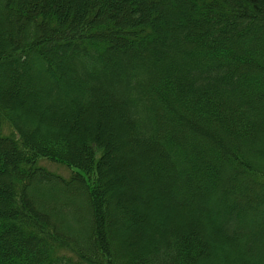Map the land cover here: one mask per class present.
Here are the masks:
<instances>
[{
    "label": "trees",
    "instance_id": "16d2710c",
    "mask_svg": "<svg viewBox=\"0 0 264 264\" xmlns=\"http://www.w3.org/2000/svg\"><path fill=\"white\" fill-rule=\"evenodd\" d=\"M0 264H264V0H0Z\"/></svg>",
    "mask_w": 264,
    "mask_h": 264
},
{
    "label": "rangeland",
    "instance_id": "374dc122",
    "mask_svg": "<svg viewBox=\"0 0 264 264\" xmlns=\"http://www.w3.org/2000/svg\"><path fill=\"white\" fill-rule=\"evenodd\" d=\"M4 132L8 133V134L11 133V129L9 128V126H6L4 128ZM39 165L47 168L48 170H50L52 172L57 173V174H59V175H61L63 177H66V178L70 177L72 172H73V170H71L67 166H64L62 164L53 163V162H51L49 160L42 159V160L39 161ZM127 171L129 172V173H126V178L128 180H130L131 176H137L138 175V173H135V171L130 169V168ZM130 173L132 175H130ZM127 192H129V193L133 192V195L134 194H139V192L137 193V191L134 188H133V190H131V192L129 190Z\"/></svg>",
    "mask_w": 264,
    "mask_h": 264
}]
</instances>
